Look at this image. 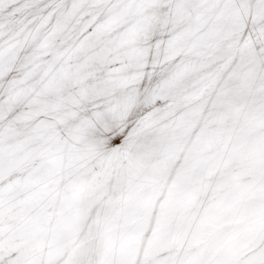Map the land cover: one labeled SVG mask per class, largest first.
Listing matches in <instances>:
<instances>
[{"label": "snow or ice", "instance_id": "obj_1", "mask_svg": "<svg viewBox=\"0 0 264 264\" xmlns=\"http://www.w3.org/2000/svg\"><path fill=\"white\" fill-rule=\"evenodd\" d=\"M0 264H264V0H0Z\"/></svg>", "mask_w": 264, "mask_h": 264}]
</instances>
